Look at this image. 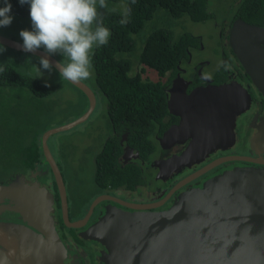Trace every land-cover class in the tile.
<instances>
[{
  "label": "flooded vegetation",
  "instance_id": "obj_1",
  "mask_svg": "<svg viewBox=\"0 0 264 264\" xmlns=\"http://www.w3.org/2000/svg\"><path fill=\"white\" fill-rule=\"evenodd\" d=\"M209 10L212 14L206 22L194 23L208 24L212 28L215 37L209 39L208 46L201 35L192 34L186 29L197 41L182 45L173 69L159 76L152 69L141 72V67H136L142 80L161 84L167 112L161 116L152 134L156 144L150 149L146 147L141 151L135 143H129L127 127L118 134L112 125L108 127L101 144L113 136L118 139L121 151L117 161L120 168H126L129 173L124 184L105 188L94 185L91 180L90 187L93 189L81 194L76 188L68 187L62 167L56 162L65 189L66 222L60 193L44 156L34 168L21 169L0 178V188H9L0 190V264H104L105 248L90 238L87 232L108 211L130 214L165 212L181 194L199 189L225 172L236 168L264 169V98L239 63L230 44L234 28L243 25L264 27V0H212ZM225 85L239 86L249 97L248 109L235 120L234 144H223L205 155L200 163L172 166L159 174L154 162L179 157L191 142L188 133L184 138L181 135L178 137L179 143L170 139L173 143L168 141L165 148L159 144L168 130L182 122L181 116L169 112L170 90L175 88L180 94L184 92L188 96L198 88ZM174 106L172 108L176 110ZM96 108L97 98L89 118L95 111H102L106 124L109 118L107 106L103 104L98 110ZM87 109L88 100L78 118ZM101 144L93 147V170L95 153L100 150ZM231 157L238 159L224 161ZM213 163H217L216 166L207 171V167ZM198 173L202 174L195 177ZM41 219L44 222L40 224ZM29 221L39 225L40 230L32 227ZM27 231L33 234L28 236Z\"/></svg>",
  "mask_w": 264,
  "mask_h": 264
},
{
  "label": "water",
  "instance_id": "obj_2",
  "mask_svg": "<svg viewBox=\"0 0 264 264\" xmlns=\"http://www.w3.org/2000/svg\"><path fill=\"white\" fill-rule=\"evenodd\" d=\"M22 44L0 35V45L46 58L59 73L57 59L40 49L34 53L25 52ZM230 44L264 98V27H236ZM67 82L87 98L88 109L74 121L49 129L41 136L44 160L54 175L66 222L63 180L47 141L49 137L85 122L96 105L95 95L87 84ZM248 106L249 97L239 86H208L198 88L188 96L175 88L170 90L169 112L181 116L182 122L168 130L159 144L165 148L170 139L179 143L178 137L184 138L188 133L191 142L179 157L154 162L159 174L172 166L200 163L205 155L223 144L233 145L235 120ZM237 159L231 157L224 161ZM216 164L207 167V171ZM41 222L44 221L41 219L38 223ZM27 233L28 236L33 234ZM87 235L105 248L104 264H264V169L236 168L225 172L201 188L181 194L165 212L108 211Z\"/></svg>",
  "mask_w": 264,
  "mask_h": 264
},
{
  "label": "trees",
  "instance_id": "obj_3",
  "mask_svg": "<svg viewBox=\"0 0 264 264\" xmlns=\"http://www.w3.org/2000/svg\"><path fill=\"white\" fill-rule=\"evenodd\" d=\"M8 2L12 5L10 15L14 20L31 23L28 4L21 6L18 0ZM211 2L136 0L133 5L131 0H106L108 7L99 9L103 25L112 35L106 46L95 49L94 83L88 86L95 97L101 99L100 105L107 106V126L112 125L117 134L127 127L129 143H135L141 151L155 146L152 134L167 110L161 84L142 80L136 67L140 66L141 72L152 69L159 76L173 69L182 45L197 41L183 27L185 22H206L212 14ZM123 5L132 9L126 25L119 23L123 18ZM3 6L0 0V7ZM1 54L0 67L4 71L0 73V178L34 168L43 160L41 136L53 125L43 124L51 111H43L40 106H48L49 97L59 89L58 81L49 83L42 76L38 77L33 66L40 65V58L3 45H0ZM53 57L58 61L63 59L59 54ZM51 73L60 78L53 68ZM63 81L79 92L87 105L83 93ZM120 151L114 136L101 144L95 153L94 185L110 188L126 182L129 173L126 168H120L117 161Z\"/></svg>",
  "mask_w": 264,
  "mask_h": 264
},
{
  "label": "clouds",
  "instance_id": "obj_4",
  "mask_svg": "<svg viewBox=\"0 0 264 264\" xmlns=\"http://www.w3.org/2000/svg\"><path fill=\"white\" fill-rule=\"evenodd\" d=\"M21 6L29 5L32 30H21L25 52L43 49L48 56L61 55L58 61L60 78L70 82L88 80L94 76L93 56L95 49L106 46L111 38V31L103 25V14L99 9L108 7L106 0H18ZM0 7V28L10 26L12 5L3 0ZM136 0H131L135 4ZM115 11V9H111ZM131 7L122 6L121 25L130 22ZM30 63V61H29ZM40 65L49 73L52 64L46 58L39 60ZM36 69L38 77L43 73ZM4 69L0 67V73Z\"/></svg>",
  "mask_w": 264,
  "mask_h": 264
},
{
  "label": "rangeland",
  "instance_id": "obj_5",
  "mask_svg": "<svg viewBox=\"0 0 264 264\" xmlns=\"http://www.w3.org/2000/svg\"><path fill=\"white\" fill-rule=\"evenodd\" d=\"M185 23L186 25L183 27H188L186 29L192 34L201 35L206 46L210 44L209 39L215 37L212 28L208 24ZM21 30L31 31V23L13 19L10 26L0 28V35L18 42H23L22 38L19 36ZM0 57H2V54ZM62 60L63 59H59V61ZM35 67L40 68L43 73L42 77L49 81V83L58 81L59 84V89L56 93L49 97L47 101L48 106H40V109L43 111H51V114L44 119L43 124L51 123L53 128H55L78 118L80 112L86 108V102L82 95L70 87L65 81L57 77L55 73H49L40 65ZM84 82L92 86L94 83V76L91 79L84 80ZM99 108L100 103L99 99H97L96 110ZM97 113L95 111L94 115H92L85 124L83 123L74 129L53 135L48 142L54 159L62 167L66 184L71 189L76 188L81 194H85L86 191L93 189V187H90L92 186L91 180L93 171L91 159L92 153L95 152V148L93 147L102 143L104 134L109 130L107 124L104 123L103 112Z\"/></svg>",
  "mask_w": 264,
  "mask_h": 264
}]
</instances>
